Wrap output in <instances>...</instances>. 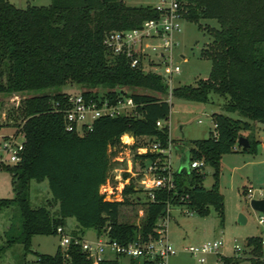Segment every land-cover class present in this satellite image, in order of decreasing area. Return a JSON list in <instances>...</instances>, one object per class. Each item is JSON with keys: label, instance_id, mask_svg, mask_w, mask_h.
Segmentation results:
<instances>
[{"label": "trees", "instance_id": "1", "mask_svg": "<svg viewBox=\"0 0 264 264\" xmlns=\"http://www.w3.org/2000/svg\"><path fill=\"white\" fill-rule=\"evenodd\" d=\"M182 4L184 19L218 23L204 27L211 35L201 51L211 62L208 76L172 89L173 97L186 100L208 102L211 94L224 98L223 112L212 114L216 136L185 143L190 160H203L212 167L213 182L207 188L205 171L183 168L174 175V190H157L153 200L142 202L134 181L124 188L122 201L105 199L99 187L113 166L108 149L122 134L166 142L167 125L158 127L156 121L169 119L171 104L160 97L167 87L153 70L132 68L124 54H114L104 45L103 38L113 30L141 27L157 19L159 12L151 4L128 5L124 0H50L47 5L24 7L0 0V94L23 97L15 105L13 120L16 133L24 137L21 160L4 167L14 195L0 199V209L11 204L18 208L20 232L8 236L0 254L15 242L29 251L33 235H56V228L64 227L68 218L77 223L69 233L79 239L92 229L96 236L107 233L120 243L138 234L148 240L156 236V221L167 202L178 203L180 195H187L185 203L200 216L214 209L222 224L220 158L235 151L240 136L250 143L242 148L244 152L256 151L260 141L254 134L255 123L264 124V0H184ZM64 86L78 87L92 99H114L119 89H127L138 104V116L99 117L83 135L68 132L63 111L70 93L45 91ZM232 112L239 118L227 114ZM44 180L51 201L34 206L30 182ZM139 202L143 216L138 225L119 220L120 207ZM259 240L260 236L246 238L252 254H260ZM36 254L35 264H90L73 241L64 249L58 245L54 254ZM250 259L252 264H264L256 257ZM101 264H119L118 257Z\"/></svg>", "mask_w": 264, "mask_h": 264}, {"label": "rangeland", "instance_id": "2", "mask_svg": "<svg viewBox=\"0 0 264 264\" xmlns=\"http://www.w3.org/2000/svg\"><path fill=\"white\" fill-rule=\"evenodd\" d=\"M17 6L47 5L50 0H9ZM128 5L156 4L159 0H124ZM181 32L174 36L177 42L173 50V65L179 67V73L172 75V87L180 84H194L196 79L208 76L211 62L201 56V51L210 42L211 35L204 29L209 25L218 27V23L213 19H201L195 23L186 19H181ZM200 24V25H199ZM159 72L166 75L163 67L158 68ZM64 91L70 94L80 92L78 87L64 86L61 88L46 89V92ZM44 91V92H45ZM101 91V90H100ZM146 92V91H145ZM151 93V92H148ZM22 96L0 94V137L12 133L15 129L13 120L15 105L22 99ZM224 98L217 94H211L208 102H198L183 98H171V108L169 119L165 124H170L171 134L178 147L173 149V168L180 166V157L189 153L186 142L196 139L208 138L214 133L212 114L223 112L222 106ZM232 118H239L235 112L227 113ZM254 134L259 139L260 146L254 152H244L242 147L237 145L234 152L224 154L220 158V192L224 199V215L222 224L214 209H210L208 215L200 216L196 213L187 214L177 208L170 211L168 224V237L176 248L188 245H196L204 241L222 239L223 246L220 249L222 254V264H252L250 257L259 260V254H252L251 248L245 246L247 237L260 236L262 227L258 225V211L253 210L246 197V189L254 190V197H259L258 189L264 190V124L255 123ZM180 146V147H179ZM6 167V166H4ZM4 167L0 169V199L12 198L13 187L10 174ZM204 186L209 188L213 182V169L205 167ZM244 189V193L242 190ZM141 201L145 202L146 197L140 194ZM47 181L30 182V200L34 206L47 205L51 201ZM109 200V199H107ZM142 202L120 207L119 220L139 223L143 216ZM52 210L55 209V205ZM245 217V222L238 221L239 215ZM20 214L16 205L0 209V246L6 245L8 236H17L20 232ZM12 225L9 233L8 227ZM77 223L73 218H68L64 226L65 232L76 228ZM84 238L90 240L95 237L92 229H86ZM31 247L25 251L20 242H15L0 254V264H35L36 252L54 254L60 244V235H33L31 237ZM239 246V251H234V246ZM228 259V262L226 261ZM215 255H208L204 263L198 262L188 252L180 250L169 258L168 264H219ZM120 264H128L127 258H122Z\"/></svg>", "mask_w": 264, "mask_h": 264}, {"label": "built area", "instance_id": "3", "mask_svg": "<svg viewBox=\"0 0 264 264\" xmlns=\"http://www.w3.org/2000/svg\"><path fill=\"white\" fill-rule=\"evenodd\" d=\"M184 0H159L151 4L160 16L157 19L145 21L141 27L128 30H113L105 34L104 45L114 54H124L132 68L144 71L148 69L162 76L167 87L165 96L160 95L171 104L172 98V75L179 73V67L173 65V50L177 44L174 36L181 32V19L183 18ZM163 67L166 75H162L158 68ZM119 95L114 99L98 97L86 98L81 92L69 94L67 106L63 111L65 130L83 135L85 129L92 127L93 121L99 117H116L120 115L138 116V104L134 102L131 92L127 89H119ZM17 97V96H15ZM165 121L158 120L156 125L162 127ZM166 142L147 135L134 136L124 133L116 145L109 147L108 152L113 166L111 167L105 182L99 187V193L105 199L122 201L124 188L134 181L140 194L143 193L146 200H153L157 190H174L176 185L174 175L180 172V166L173 168L172 151L178 147L171 134L170 124ZM215 128V123L213 121ZM216 136V133H212ZM24 149V137L22 133H12L0 137V169L1 167L14 165L21 160ZM237 146L233 147L236 150ZM149 155V158L145 156ZM180 157V161H181ZM207 165L203 160L188 161V169H200L205 171ZM252 188L246 189V197L249 202L252 199L264 198V190L258 189L259 197H254ZM177 194V192H175ZM139 194V198L141 196ZM187 195H180L178 203L167 202L165 213L158 217L154 228L156 236L143 240L138 234L132 241L120 243L111 239L107 233L86 239L72 236L65 232L63 226L56 228L60 235V246L64 249L73 241L78 244L90 264H101L105 260L114 257H128L148 261L153 264H168L170 257L178 251L188 252L198 262L204 263L208 255H215L219 264H222L220 249L223 246L222 239H214L201 242L196 245H188L176 248L168 237V224L170 211L177 208L187 214L195 213L185 203ZM257 223L262 227L260 235L259 261L264 263V212L258 211ZM136 225L139 223L136 222ZM239 246H234V251H239Z\"/></svg>", "mask_w": 264, "mask_h": 264}, {"label": "water", "instance_id": "4", "mask_svg": "<svg viewBox=\"0 0 264 264\" xmlns=\"http://www.w3.org/2000/svg\"><path fill=\"white\" fill-rule=\"evenodd\" d=\"M237 143L242 148H248L249 145H250L249 140L246 137H244V136H240L238 138ZM259 148H260V146L257 145V149H259ZM188 161H189V153L187 152L186 155L181 158L180 169H182V168L188 169ZM249 205H250V207L253 210L264 212V198H262V199H252L249 202ZM238 221L240 223H244L245 222V217L242 214H240L239 218H238ZM245 246H248V242L247 241H245Z\"/></svg>", "mask_w": 264, "mask_h": 264}, {"label": "crops", "instance_id": "5", "mask_svg": "<svg viewBox=\"0 0 264 264\" xmlns=\"http://www.w3.org/2000/svg\"><path fill=\"white\" fill-rule=\"evenodd\" d=\"M122 258H127L128 259V264H143V262L141 260H139V259H131V258H128V257H118L119 264H120Z\"/></svg>", "mask_w": 264, "mask_h": 264}]
</instances>
